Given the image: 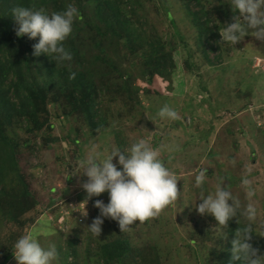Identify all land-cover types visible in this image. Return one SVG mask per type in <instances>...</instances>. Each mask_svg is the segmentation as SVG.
Here are the masks:
<instances>
[{
  "label": "rangeland",
  "instance_id": "obj_1",
  "mask_svg": "<svg viewBox=\"0 0 264 264\" xmlns=\"http://www.w3.org/2000/svg\"><path fill=\"white\" fill-rule=\"evenodd\" d=\"M100 1L55 0L46 11L62 12L69 5L78 10L82 20L75 19L70 35L76 41L71 61L34 56L38 39L29 40L16 45L19 51L10 59L15 62L10 73L0 70V97L6 100L0 119L18 166H4L0 186L9 197L20 181L29 187L43 210L26 216L34 219L29 232L44 246L61 245L66 252L75 248L66 264H104L102 246L115 240L130 244L125 264H133L132 258L137 259L134 264H229L227 225L200 215L192 204L200 203L202 189L214 194L219 179L225 178L224 186L231 185L241 205L232 222L246 228L242 212L248 200L241 181L247 178L258 209L252 225L255 249L264 256V42L249 35L233 45L221 37L218 51L206 56L188 13L192 0H122L137 13L127 18L138 34L131 43L117 23L110 27ZM197 1L213 16L219 34L238 15L227 0ZM152 39L169 43L164 54ZM70 44V39L64 41L65 48ZM170 53L176 68L169 70L167 63L162 71L158 58ZM21 64L28 87L39 83L44 89L30 90L31 108L26 106L25 112L12 107L21 101L14 90L9 92ZM70 82L75 88L63 91ZM165 105L177 111L178 119L159 120ZM140 139L159 149L182 195L157 216L136 221L124 232L116 221L105 219L100 236H94L87 230L99 215L94 202L107 204L108 193L88 200L85 216L82 203L87 196L81 184L87 177H69L68 170L91 144L106 152L112 147L123 150ZM202 169L208 170V178L201 189L195 180ZM1 214L0 247L9 242L12 231ZM5 264L17 261L13 257Z\"/></svg>",
  "mask_w": 264,
  "mask_h": 264
},
{
  "label": "clouds",
  "instance_id": "obj_2",
  "mask_svg": "<svg viewBox=\"0 0 264 264\" xmlns=\"http://www.w3.org/2000/svg\"><path fill=\"white\" fill-rule=\"evenodd\" d=\"M231 5L233 22L223 26L220 31L222 41L237 45L246 36H252L264 42V0H227ZM78 10L69 5L62 12L47 13L43 8L32 9L15 7L12 9L15 34L17 37H27L37 40L33 45L34 56H52L54 61H71L72 55L64 47V41L71 35ZM71 78H75L72 74ZM160 121H174L178 113L165 105L158 112ZM118 158V159H117ZM114 159L117 162L114 163ZM119 166V167H118ZM207 169H202L196 176V186L202 185L208 178ZM68 176L87 177L81 184L87 199L84 212L87 216V201L108 193V203L97 199L94 207L99 209V215L93 219L87 230L94 236H100L105 219L118 223L122 232L130 229V225L139 221L144 223L157 216L163 209L173 204L182 194L178 191L176 174L169 169L160 158V151L150 146L145 139H140L125 149L112 147L110 151L99 152L97 145L88 146L86 155L71 166ZM246 189L248 203L242 215L248 222V227L236 233L232 241L234 260L242 264H264V256H259L250 243L252 225L256 223L258 209L250 188V181L242 179ZM225 178H220L214 194L199 193L200 203L192 206L200 215H210L220 226H226L231 218L237 217L241 208L239 200L233 195L231 185L225 187ZM231 201V203H229ZM80 223L82 220L79 221ZM71 256L76 249L71 248ZM74 251L75 253H73ZM17 264H54L59 258L58 249L54 244L44 246L31 233L20 236L12 251ZM70 259V258H69Z\"/></svg>",
  "mask_w": 264,
  "mask_h": 264
},
{
  "label": "trees",
  "instance_id": "obj_3",
  "mask_svg": "<svg viewBox=\"0 0 264 264\" xmlns=\"http://www.w3.org/2000/svg\"><path fill=\"white\" fill-rule=\"evenodd\" d=\"M54 1L55 0H0V63L1 61H4L0 66L1 72L3 71L4 73H6V75L10 73V70L12 69V66H14L15 63L13 60L10 59H12V57L14 56H17L19 51V49L17 50L16 45L20 43V46H17L22 47L23 42H27L30 40L26 36H16L15 29L17 25L15 24V21L13 20L14 18L12 17V9L15 7H26L32 9L43 8L45 11H47V9L54 3ZM117 1L118 0H101L100 2L102 4H100V6L105 5L104 9L106 10L102 11L105 13L106 17H110L111 20L109 24L112 29H114V27L116 26L115 24L117 23V29L123 28L124 31H126V33L128 34V37L125 40L127 42L135 43V38L138 37V34L135 33L137 32V30L133 26L129 25V20H127V18L131 16L135 18L137 16V13L131 7H129V9L127 7H124V4L121 2L122 0H119L118 2ZM192 2L194 3L192 4ZM188 3V13L191 16L193 25L198 31V41L203 49V52L206 54V56L210 52H217L221 43V35L218 32V26H216L214 20H212L213 16L210 15L209 17V14L204 11V8L202 7L201 3H198L197 0L196 2L192 0ZM192 5L195 6V10L193 9ZM221 5L223 6L224 3H221ZM100 6H98V8L101 9ZM53 8H56V6ZM122 8H124L125 10L123 11ZM100 13L101 12H99V14ZM80 18L81 17H78L79 20ZM140 25L142 26L141 23ZM71 36L67 38L70 39L71 44L69 45L68 49H66L69 50L72 55L76 48V41H74ZM152 44H156V46H158V52L160 50V54H164L166 52L165 50L169 46L168 42H161L158 39H152ZM76 52H78V49H76ZM162 58L165 59L163 62H160ZM167 63H170L167 66L169 70L173 71L174 68H176L173 62L172 53H170V55H163L162 57L158 58V64L161 65L160 69L162 71H164L162 69L163 64ZM22 70L23 66L21 64V70L16 73V80L9 88V92L11 91V89L14 90L17 93L19 100L21 101V104H13L12 107H17L16 109L25 112L26 106L31 108L30 101L32 99V95L30 93V90L36 92L37 89H40L42 91H44V89H41L43 87H40L41 85L39 83H36L35 86L30 84V86L28 87V83H26L25 81V75L21 72ZM68 87L75 88L74 84L70 82L69 85L64 87L63 91L68 89ZM77 88H79V86ZM90 98L92 99V97ZM5 104L6 100L1 99L0 97V112L1 108ZM33 115L34 114L32 113V116ZM9 163H11L14 170L18 169L17 159L13 152V147L10 144V140L8 141L7 137L5 136L4 124L3 121L0 119V183L5 178V174H2V170L4 169V166L6 164L9 165ZM12 190L14 191L12 192L13 195L9 197V194H7V192L9 191L5 189L3 185L0 186V211L2 213V219L4 220V223L6 222L7 226L10 225V228H12L11 239L6 245L2 243L4 246L2 245V247H0V264H5L12 260V258L14 257L12 251L16 240L20 236L30 233L29 230L33 225L34 219L30 218L29 220L28 218H26V216L31 211H36L37 215L43 213V210L37 208L36 199L32 192L29 190V187L25 184V182L23 183L20 181V187L17 186L16 188H12ZM230 220L231 221L228 222L226 227H228L229 230L228 245L232 249V241L235 239L236 233L238 231H242L243 229H245V227L238 225L235 226L232 222V218ZM18 231L19 234H17ZM253 234L254 233L252 230V239L250 243L255 249V247L257 248V242ZM72 243L73 242L68 241L67 245L71 247L73 245ZM57 245L59 244L57 243ZM60 246L57 247L59 253V258L57 261L59 262V264H66V260L68 261V259L72 257L71 251L70 248L67 249V252L63 251ZM72 252L75 253L74 251ZM130 252L131 248L128 242L123 240H115L114 242L103 244L100 259H102V262L104 264H125L127 263L126 258ZM228 256L229 264H242L241 261L233 259L232 252L229 253ZM132 259L134 260V262ZM132 259L131 263L134 264L135 262H137V259Z\"/></svg>",
  "mask_w": 264,
  "mask_h": 264
}]
</instances>
